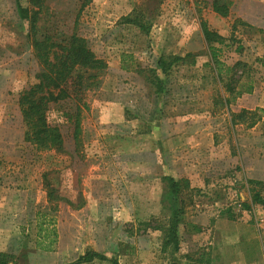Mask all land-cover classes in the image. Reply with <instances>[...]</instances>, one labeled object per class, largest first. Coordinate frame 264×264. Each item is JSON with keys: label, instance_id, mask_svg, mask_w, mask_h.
Masks as SVG:
<instances>
[{"label": "rangeland", "instance_id": "rangeland-1", "mask_svg": "<svg viewBox=\"0 0 264 264\" xmlns=\"http://www.w3.org/2000/svg\"><path fill=\"white\" fill-rule=\"evenodd\" d=\"M18 1L29 7V0ZM211 4L212 0H90L86 4L85 0H49L42 29L55 35L77 33L107 68L99 73L98 89L86 96L79 135L52 106L50 121L61 129L64 151L37 152L24 139L18 101L37 82L41 67L29 24L17 12V0H0V253L15 256L16 264H73L89 251L118 264L194 262L201 247L192 246L194 234L182 236L176 254L163 248V234L157 229L168 227L173 205L166 197L163 176L154 175L158 162L170 172L173 168L176 175L192 163L211 170L212 192L224 199L218 206L210 199L213 208H225L228 218L230 211L232 221L257 220L264 228V208L252 204L253 193L264 197V188L250 185L243 174L245 155L264 151V115L257 113L261 118L253 129L231 127L221 101L232 96L205 66L209 50L200 25L205 21L211 30L225 35L219 57L226 67L238 62L246 66L229 74L225 83L229 85L231 78L239 81L246 71L240 86L247 90L252 82L258 99L254 105H260L252 110L258 111H264V32L239 23L232 10L222 19ZM134 12L145 14L151 24L149 34L127 23ZM188 53L198 55L195 65L179 63L166 75L158 72L162 93L139 73L155 69L163 54ZM187 119H208L204 127L199 125L201 131L211 129L213 148L197 149L207 144L205 137L191 144L175 140L179 131L186 132ZM178 123L182 127L177 128ZM217 165L225 168L216 172ZM184 193L188 213L205 210L209 203L205 198L211 197L206 190ZM244 203L252 210H245ZM38 213L56 218L58 242L52 252L37 248ZM204 258L217 264L216 257Z\"/></svg>", "mask_w": 264, "mask_h": 264}, {"label": "trees", "instance_id": "trees-1", "mask_svg": "<svg viewBox=\"0 0 264 264\" xmlns=\"http://www.w3.org/2000/svg\"><path fill=\"white\" fill-rule=\"evenodd\" d=\"M48 1L29 0V7L25 8L17 0V12L21 20L29 24L32 48L41 67L40 73L37 75V82L20 94L18 103L26 128L25 141L30 143L37 152H63L65 145L64 136L60 127L50 121L51 107H58L56 112L61 114V118H64L66 122L74 126V134L78 136L82 112L86 108V96L89 92L98 89L99 73L105 70L107 65L93 53L87 41L77 33L55 35L42 29L41 24L44 16L48 15L50 11L47 5ZM89 1L85 0V4ZM233 4V0H212L211 7L218 16L227 18L230 15ZM134 14L127 18V23L135 25L142 33L149 34L151 24L147 21L145 14L138 12H134ZM238 22L247 25L242 21ZM200 26L209 50V63L205 64V66L210 67L214 78L221 82L225 92L232 96L231 98H223L221 101V104L224 105V108L230 114L232 126L245 125L247 128L255 127L261 118L257 113L261 112L264 115L263 110H242L239 113H231L230 111V106L238 98L253 91L252 82L249 83L247 90L240 86V80L246 71H243L239 76V81L231 78L228 81L229 85L225 83V78H228L229 74L239 70L242 66H246L238 62L233 67H226L219 57L222 50L219 46L224 45L226 39L211 30L205 21H202ZM196 57L198 55L193 53H188L184 57L163 54L157 60L155 69L141 70L139 73L141 75L144 74L146 81L159 94L164 89L158 72L166 75L179 63L189 62L190 65H195ZM235 82L236 86L233 84ZM163 181L167 184L165 194L168 200L172 202L173 213L168 227L160 226L157 230L163 234V248H169L171 253L176 254L180 251L181 237L179 229L180 225L184 223V214L187 206H185L186 193L184 191L192 192L194 189H191L188 180L177 181L174 178L164 176ZM249 184L264 188V184L260 182L251 181ZM252 204L264 208V197L262 194L259 192L253 193ZM243 207L247 211L252 210V206L249 204L244 203ZM35 218L38 230L37 248L45 252L54 251L58 242L56 218L43 213H38ZM96 260L118 264L116 260L95 251H89L80 256L73 264H88ZM193 261L190 264H209L208 259L204 257H199ZM0 264H16L15 256L0 253ZM170 264L180 263L173 262Z\"/></svg>", "mask_w": 264, "mask_h": 264}, {"label": "crops", "instance_id": "crops-1", "mask_svg": "<svg viewBox=\"0 0 264 264\" xmlns=\"http://www.w3.org/2000/svg\"><path fill=\"white\" fill-rule=\"evenodd\" d=\"M233 3L234 4L231 10L233 11V16L235 18L240 19L252 28L263 30L264 32V0H234ZM221 18L223 19V17ZM218 32L217 33L221 36H225L220 33V31ZM255 94H257L256 91L250 94H244L242 97L238 98L235 102V106L233 104L232 105L234 107L230 106L231 113H239L242 110L253 111L252 109L259 107L260 105H254V103L257 104L258 101L257 95ZM229 119L231 127H237L232 126L230 114ZM186 122V132L181 134V130L179 131L180 134H174L175 140L178 139L191 144L194 141L199 142L203 139V137H205L207 144H199L197 149L208 150L214 147V137L210 134L211 129L209 127H205L204 130L201 131L202 126L204 127V123L208 122V119H197L190 122H188L187 119ZM178 127L180 128L182 125L178 123L177 128ZM154 153V155H156V151ZM143 154L146 155L147 153L144 152ZM261 154H263V156ZM212 165L214 164H211V167ZM224 168L225 167L223 166L220 168L217 165L216 172L220 173V171H223ZM243 171L246 182L249 183L254 181L264 184V151L260 154L252 155L249 153V156L245 155L243 158ZM177 172H181V174L176 175L173 168H171L170 172L166 166L158 162L154 175L159 178L162 176H168L177 181L188 180L191 189L197 191H209L210 196L212 197L205 198L206 201H209L205 210L193 211L192 209V211L188 213L187 208L185 209L184 223L180 225L181 227L179 229L180 237L182 238L183 236L184 238H190L191 235L194 234L192 235V246H201V249L197 248L198 254H200L199 257L210 256V258L213 259L216 257L215 259L217 260V264H264L263 225H259L257 220L251 221L250 223L245 222L244 224H242V222L239 223L240 221H232L233 215L230 214V211L228 218L225 213V208L221 210L213 208L210 204V199L211 201H214L216 206H218V201H223L224 199L220 197V194L212 192L213 182L210 179L212 171L200 169V165L196 166V164L192 163L190 168L187 167L182 171ZM194 204L197 208L199 207V204L196 203V201H194ZM219 204L221 205L222 202ZM186 205L187 201L185 202V206ZM258 228H261V231H259ZM202 246L207 247V249H202ZM213 263L214 262H212V264Z\"/></svg>", "mask_w": 264, "mask_h": 264}]
</instances>
